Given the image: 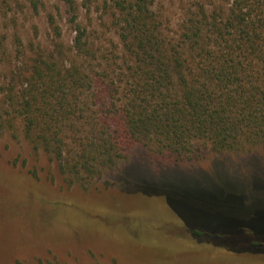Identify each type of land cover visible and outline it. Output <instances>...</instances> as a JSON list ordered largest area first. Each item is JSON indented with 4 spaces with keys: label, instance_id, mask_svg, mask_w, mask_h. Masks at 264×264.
Masks as SVG:
<instances>
[{
    "label": "trees",
    "instance_id": "16d2710c",
    "mask_svg": "<svg viewBox=\"0 0 264 264\" xmlns=\"http://www.w3.org/2000/svg\"><path fill=\"white\" fill-rule=\"evenodd\" d=\"M185 5L174 35L155 0H68L69 42L50 13L49 45L15 35L12 50L0 28V133L20 132L85 189L111 186L138 144L174 165L202 148L264 153V0ZM93 21L117 43L99 41Z\"/></svg>",
    "mask_w": 264,
    "mask_h": 264
},
{
    "label": "rangeland",
    "instance_id": "374dc122",
    "mask_svg": "<svg viewBox=\"0 0 264 264\" xmlns=\"http://www.w3.org/2000/svg\"><path fill=\"white\" fill-rule=\"evenodd\" d=\"M9 1L0 6V28L12 50L15 35L24 48L31 41L49 45V13L64 41L74 37L68 0H37L36 9L28 0ZM187 2L155 0L170 35ZM84 14L80 19L89 24ZM98 25L93 21L91 29L102 33L99 41L117 43ZM104 179L111 186L104 188L102 180L86 189L69 186L57 164L20 132L0 133V264H264L260 150L202 148L193 160L174 165L138 144ZM249 241L260 243L250 247L260 251L248 250Z\"/></svg>",
    "mask_w": 264,
    "mask_h": 264
}]
</instances>
